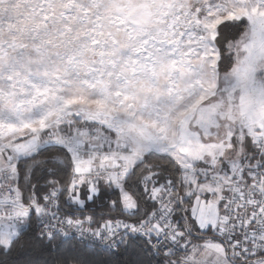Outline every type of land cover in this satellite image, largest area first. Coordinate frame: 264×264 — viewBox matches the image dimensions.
<instances>
[{
  "label": "snow or ice",
  "instance_id": "1",
  "mask_svg": "<svg viewBox=\"0 0 264 264\" xmlns=\"http://www.w3.org/2000/svg\"><path fill=\"white\" fill-rule=\"evenodd\" d=\"M0 264H264V0H0Z\"/></svg>",
  "mask_w": 264,
  "mask_h": 264
}]
</instances>
